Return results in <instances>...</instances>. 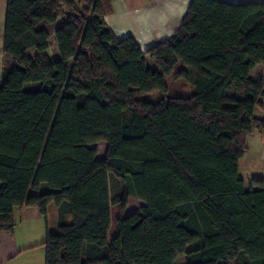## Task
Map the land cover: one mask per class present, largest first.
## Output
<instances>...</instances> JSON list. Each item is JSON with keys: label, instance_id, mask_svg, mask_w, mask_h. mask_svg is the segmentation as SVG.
Masks as SVG:
<instances>
[{"label": "trees", "instance_id": "1", "mask_svg": "<svg viewBox=\"0 0 264 264\" xmlns=\"http://www.w3.org/2000/svg\"><path fill=\"white\" fill-rule=\"evenodd\" d=\"M113 11L112 0H7L0 234L16 207L47 217L54 204L45 264H264V181L247 189L239 176L247 137L264 140V75L251 74L264 64V1L191 0L146 51L116 36ZM170 77L189 90L169 94ZM131 196L142 213L124 214Z\"/></svg>", "mask_w": 264, "mask_h": 264}, {"label": "crops", "instance_id": "2", "mask_svg": "<svg viewBox=\"0 0 264 264\" xmlns=\"http://www.w3.org/2000/svg\"><path fill=\"white\" fill-rule=\"evenodd\" d=\"M233 3L264 0H223ZM7 0H0V45L6 20ZM191 0H112L113 13L105 17L107 25L118 38L133 36L142 50L171 37L182 23ZM4 19V24H3ZM55 46V45H54ZM53 46V47H54ZM148 64H152L146 55ZM251 74L264 75V64H257ZM257 118H264V96L255 109ZM247 152L239 161V176L247 189L261 188L252 185L255 179L264 181V140L259 131L247 137ZM120 213V212H119ZM16 226L11 232L0 234V264H45L44 242L48 231H58V210L49 205L47 217L36 207L22 206L14 209Z\"/></svg>", "mask_w": 264, "mask_h": 264}, {"label": "rangeland", "instance_id": "3", "mask_svg": "<svg viewBox=\"0 0 264 264\" xmlns=\"http://www.w3.org/2000/svg\"><path fill=\"white\" fill-rule=\"evenodd\" d=\"M3 24H4V19H3ZM1 27V25H0ZM53 47V46H52ZM49 54L51 55V57L53 58L55 55L54 49L51 48L49 51ZM8 58L6 57V54L4 53V50H2V46L0 45V79H1V75H2V71H3V66L5 64V60H7ZM168 84H169V94H173V93H181L186 92L189 90V86L186 85L184 82H182L181 80H174L173 77H170L168 80ZM144 100H153V101H158L160 98H162V95L159 92H153L152 94H146L143 95L142 97ZM90 147L92 148H96L98 150L97 153V158L98 159H102L105 156L106 153V148H107V144L104 141L98 142V143H94L91 144ZM113 182L111 181V188L113 189V193H114V188H113ZM146 203L134 196H131L129 198V202H128V206L124 211V214H129L132 212H139L142 213V207L145 205ZM53 205V204H52ZM120 212V205L114 203L112 205V225H111V229L109 232L110 237L114 235L115 230H116V222L117 219L119 217V213Z\"/></svg>", "mask_w": 264, "mask_h": 264}]
</instances>
